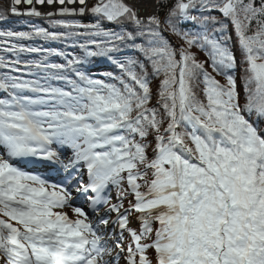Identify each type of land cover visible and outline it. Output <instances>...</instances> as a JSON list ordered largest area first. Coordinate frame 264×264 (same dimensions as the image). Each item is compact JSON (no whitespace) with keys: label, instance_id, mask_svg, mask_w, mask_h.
<instances>
[{"label":"snow or ice","instance_id":"1","mask_svg":"<svg viewBox=\"0 0 264 264\" xmlns=\"http://www.w3.org/2000/svg\"><path fill=\"white\" fill-rule=\"evenodd\" d=\"M9 14L0 264H264V0Z\"/></svg>","mask_w":264,"mask_h":264},{"label":"trees","instance_id":"2","mask_svg":"<svg viewBox=\"0 0 264 264\" xmlns=\"http://www.w3.org/2000/svg\"><path fill=\"white\" fill-rule=\"evenodd\" d=\"M85 21L89 19V17L84 18ZM49 21H28V20H7V23H0V29H11L16 31H27L30 30L32 26L38 27H49ZM96 70L98 72L107 70V65L98 63L96 66Z\"/></svg>","mask_w":264,"mask_h":264},{"label":"rangeland","instance_id":"3","mask_svg":"<svg viewBox=\"0 0 264 264\" xmlns=\"http://www.w3.org/2000/svg\"><path fill=\"white\" fill-rule=\"evenodd\" d=\"M8 18H10V17H8ZM121 264H123V262H121Z\"/></svg>","mask_w":264,"mask_h":264}]
</instances>
